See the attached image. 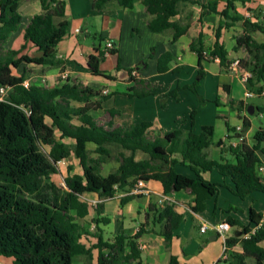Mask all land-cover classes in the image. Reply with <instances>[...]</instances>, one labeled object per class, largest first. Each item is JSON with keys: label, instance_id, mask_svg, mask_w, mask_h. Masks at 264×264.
<instances>
[{"label": "trees", "instance_id": "obj_1", "mask_svg": "<svg viewBox=\"0 0 264 264\" xmlns=\"http://www.w3.org/2000/svg\"><path fill=\"white\" fill-rule=\"evenodd\" d=\"M42 12L30 18L25 28V39L32 41L43 54L32 57L22 54L21 49H5L10 35L16 31L22 21L19 10L21 0H0V87L7 89L0 99V255L13 258L14 264H73L77 255L92 259V251L98 248V264H140L141 236L154 229L148 225L160 224L162 234L170 243L174 231L183 220V215L175 210V204L166 201L162 207L151 205L147 221L135 234L118 233L111 239H105L103 225L111 218L103 215L102 202L94 218L95 230L81 222L90 214V204L84 199L85 193H97L102 198H111L117 192H129L136 188L139 181L159 180L166 193L172 190L190 189L196 195L195 211L204 210L206 200L214 196L224 183L205 179L203 171L216 168L223 176H229L234 184L231 190L245 198L254 191H264V183L258 174L257 166L264 156V128L254 135L253 145L248 144L242 133H237L240 142L226 146L225 141L214 142L213 125H204L200 132L184 129L161 130L155 132L151 121L133 122L128 125H116L113 121L102 123L93 115V111L103 108L108 95L82 83L67 78L54 87L29 83L25 85L27 75H15L14 68L22 63L55 65L62 62L57 59V45L68 31V21L55 23L49 12L51 3H57L63 14L64 3L58 0H40ZM137 0H96L97 9L109 5L132 7ZM148 12L153 15L149 21L154 32L174 29L173 40H177L188 30L172 20L179 13L181 1L197 0H141ZM220 1L225 2L222 10ZM250 0H207L200 3L203 14L220 13L222 19L216 32L217 40L210 51L206 52L202 37L195 38L191 48L199 55L200 78L204 74L202 60L219 58L224 68H230L234 59L229 50L220 42L221 28H230L242 21L244 27L246 58L239 57V67L248 69L252 75L246 81V87L255 94L264 90V42H258L253 32L264 33V21H255L238 12V3L246 4ZM199 2V1H198ZM103 40V38L101 39ZM114 47L109 53H117ZM106 49L96 48L88 59L93 74L114 79L115 76L101 68L105 60ZM173 54L164 52L158 58L157 69L166 72L170 69ZM118 69H121L120 58ZM135 68L128 69L131 77ZM175 67L173 70H179ZM199 93L197 86L187 85ZM154 86L144 80L133 88V96L153 94ZM180 86L171 91L177 94ZM203 102L206 99L199 93ZM264 112V107L259 108ZM118 109H109L111 115ZM195 116V112L192 113ZM251 122L244 118L243 129ZM236 131V127L229 126ZM71 138L72 144L63 141ZM89 143L96 145L97 156H91ZM49 147V156L41 149ZM221 148V158L215 159L210 148ZM113 151L116 156H113ZM231 152L233 158H226ZM74 153L82 171L69 173L60 184L53 179L59 173L57 163ZM142 157L138 158V154ZM181 154V159L173 157ZM112 157L119 166L103 174L102 166ZM187 164L195 172L189 176L179 172L175 166ZM70 165L69 170H72ZM129 195V194H128ZM126 198H123V202ZM233 208V207H232ZM234 209H236L234 207ZM235 224L240 222L231 219ZM91 238L94 243L88 244ZM86 239V241L84 240ZM238 243L242 251L231 250ZM229 259L234 264H264V221L256 228L243 226L238 235L227 237ZM88 264V263H87ZM171 264H179L172 256Z\"/></svg>", "mask_w": 264, "mask_h": 264}, {"label": "crops", "instance_id": "obj_2", "mask_svg": "<svg viewBox=\"0 0 264 264\" xmlns=\"http://www.w3.org/2000/svg\"><path fill=\"white\" fill-rule=\"evenodd\" d=\"M58 1L64 3L63 14L59 12L57 3H51L49 12L53 15L55 23L63 21L69 23L67 34L56 47L57 59H61L62 62L51 66L22 63L19 68L13 69L15 75L25 73L26 81L46 87L58 86L67 78H71L76 83L89 85L99 90L102 94L108 95V98L103 103V108L92 113L98 119L107 113V123L113 121L116 125H128L133 122L151 121V128L155 132L184 129L186 132L192 130L197 133L204 125H213L214 142L223 140L226 146L237 144L240 139L236 135L242 133L248 144H254L255 141L250 142L249 137L254 136L258 129L264 127L258 128L256 124L254 125L248 108L252 105L253 114L264 117V112L259 109L264 107V90L261 94L253 93L248 96L249 90L241 79L240 70L222 67L219 58L202 60L204 74L201 77L203 81L199 91L206 99L205 105L200 104L197 96L186 87L190 85V82L181 78L185 70L189 69L196 74L200 69L199 55L191 48L192 41L199 36L202 37L208 52L217 40L216 32L222 15L220 13L203 14L200 3H205L207 0L179 3V13L172 20L178 21L181 25H188V30L177 40H173L174 29L172 28L164 32H154L150 29L149 21L153 15L148 12L141 0H137L132 7L109 5L105 9H97L96 0ZM224 6L225 2L220 1L218 9L222 10ZM237 9L245 17L264 21V0H250L246 4L238 3ZM19 10L22 21L18 29L10 35L4 47L18 50L25 46L20 55L40 57L43 51L32 41L26 40L24 34L30 18L42 12L41 1L21 0ZM220 32V42L229 50L230 58L238 59L248 56L244 46L245 32L242 21L230 28L223 27ZM252 36L258 42H264L263 32H253ZM89 37L99 38V40L103 38L104 43L98 44L96 41L87 40ZM108 40L114 41L118 52H107L101 68L114 75V79L95 75L88 66L89 56L96 52L97 47L106 49ZM166 51L173 54V61L169 70L159 72L158 58ZM119 58L121 69L117 68ZM109 61L110 68H107ZM213 64L216 65L215 70L212 69ZM175 67L181 70L176 72L173 70ZM130 68H135L132 71L133 77L128 72ZM209 74H214L215 80L219 78L217 80L219 84L217 83V88L214 89L219 96L216 100L219 108L208 102L215 96L205 93L202 89L205 84H208ZM141 79L154 86L153 94L147 96L130 94L133 93V88L139 85ZM262 85L264 87V81ZM179 86L181 88L177 94H171V91ZM208 89L211 90L212 87ZM113 108L119 111L115 115L109 113V109ZM193 112H195L194 117ZM232 118H239L241 123L233 124ZM244 118H248L251 122L246 130H242ZM229 126L236 127L237 130H230ZM63 141L70 144L75 142L71 138H65ZM262 146L264 147V143ZM210 154L213 158L220 159L221 148L213 145L210 148ZM224 155L228 159L234 157L230 151ZM141 156L139 153L138 158ZM173 157L181 159V154L176 153ZM175 168L183 174L195 176V172L187 164H177ZM202 176L212 182L224 183L214 196L206 200L204 210L193 209L196 204V195L190 189L172 190L166 193L161 181L151 179L145 181L144 188L148 190L145 193H137L132 189L129 192H117L111 198H102L97 193H85L83 197L88 199L91 209L90 214L81 219V222L89 226L91 231L95 230L94 218L98 216V212L97 205H93L92 201L96 200L99 203L102 202L103 215L111 218L108 225L113 226V228L108 226L110 227L108 235L105 227L107 225L102 226L105 239H111L118 233L135 234L147 221L151 205L162 207L165 202L159 203V199L162 195H167L168 201L175 204V210L183 215V220L174 231L170 243H167L165 237L159 233L160 224L148 225V228L154 231L144 233L139 239L140 264H171L172 256L178 259L179 264H230L222 256V237L212 229L203 233L200 227L205 222L217 223L228 220L232 224L227 232L228 236L238 235L243 226L256 229L264 221V191H254L247 197L241 198L231 190L234 186L231 178L223 176L216 168L203 171ZM123 198H126L124 202ZM231 219L239 221L240 225L235 224ZM234 226H238V229L231 234ZM94 242L95 239L91 238L87 243ZM233 249L242 251V245L238 243L231 250ZM92 254L91 260L85 255H77L73 264H98V248L93 249ZM0 264H14V261L12 257L0 255Z\"/></svg>", "mask_w": 264, "mask_h": 264}, {"label": "rangeland", "instance_id": "obj_3", "mask_svg": "<svg viewBox=\"0 0 264 264\" xmlns=\"http://www.w3.org/2000/svg\"><path fill=\"white\" fill-rule=\"evenodd\" d=\"M85 28V27H84ZM91 28V30H93L92 29V27H90ZM87 40H90V41H96L98 44H99V42H102V43H104V40H99V38H97V39H95V38H88ZM110 61L107 63V68H110ZM212 69L213 70H215L214 68L216 67V65L215 64H213L212 65ZM181 70V69H180ZM180 70H178V71H180ZM177 72V71H176ZM175 72V73H176ZM181 78H182V80H184V81H187V82H190L189 84H190V86L192 85V86H197V90H198V92L201 94V92L199 91L200 90V87H201V84H202V81H203V79L202 78H200V74H199V71H198V73H196V74H194L193 72H191V70H185V71H183L182 72V74H181ZM219 79V78H218ZM217 79V80H218ZM217 80H215L214 79V74L212 75V74H209L208 75V84H205L204 86H203V90H204V92L206 93H209L210 95H213V96H215V97H211V98H213V99H210V101H208L209 103H211V104H213L215 107H217V108H219L218 107V105H217V98L219 97L218 96V94L216 93L217 91H214V89L215 88H217L216 86H217ZM219 84V83H218ZM120 85H122V84H120ZM178 85V84H177ZM208 87H212V89L211 90H209L208 89ZM189 90H191L196 96H197V99H198V101H199V103L200 104H202V105H205L204 103L205 102H203L202 100H201V98L199 97V93H197V92H195L192 88H189V87H187ZM180 92V91H179ZM220 94V93H219ZM0 97H2V95L0 94ZM264 115V114H263ZM250 116L253 118V121H254V125L256 124L257 126H258V128H260V127H264V117H259V115L258 114H256V115H251L250 114ZM105 117V118H104ZM108 117V114L106 113V115L105 116H103V117H101L99 120H100V122H102V123H107V120L106 119H108L107 118ZM232 123L233 124H235V123H241V120L239 119V118H232ZM254 128V127H253ZM253 131V130H252ZM249 140H250V142H254L255 141V139H254V136L253 135H251V137H249ZM88 148H89V150H90V154H91V156H94V157H96L97 156V153L95 152V149H96V145L95 144H93V143H89L88 144ZM41 149L43 150V152L44 153H46L47 154V156L50 158V156H49V150H50V148L49 147H46V146H44V145H42V147H41ZM116 152L117 151H113V156H116ZM140 156H141V154H140ZM142 157V156H141ZM118 161H117V159L115 158V157H112L108 162H106V163H104L103 164V166H102V172L104 173V174H107L108 172H111V171H113V170H115L117 167H118ZM57 165H58V167H59V173L58 174H54L53 175V179L56 181V182H58V183H60V184H64V179H65V177L67 176V175H69V173H73V172H81L82 171V169H81V166H80V162H79V160L75 157V155H74V153L72 154V155H70L68 158H66V159H63V160H61V161H59L58 163H57ZM70 165L73 167L72 168V170L70 171L69 170V167H70ZM110 205V203L108 204V206ZM108 226H111L112 228H113V226L112 225H107V226H105L106 227V231H107V235L108 234H110V227H108ZM238 227V226H237ZM237 227H233L232 228V230H231V234H234L235 232H236V230L238 229Z\"/></svg>", "mask_w": 264, "mask_h": 264}, {"label": "built area", "instance_id": "obj_4", "mask_svg": "<svg viewBox=\"0 0 264 264\" xmlns=\"http://www.w3.org/2000/svg\"><path fill=\"white\" fill-rule=\"evenodd\" d=\"M115 47V43L113 40H108L106 42V50L107 52H109L110 49ZM231 69H236V70H240L241 72V79L243 80V82L246 83L247 79L252 75L251 71L248 69H242L239 67V59H234V61L232 62ZM25 85L28 86L29 82L25 81ZM7 89L4 86L0 87V94L2 95V97H0V99L4 98L6 95ZM248 96L253 95V92L249 91L247 92ZM257 171L258 174L260 175L263 183H264V156L261 159L260 163L257 166ZM145 182L144 181H139V183L137 184L136 188H134V191L137 193H145L148 192L147 189L144 188ZM85 199V198H84ZM88 201V199H86ZM169 198L167 195H162L159 199V203H164L166 201H168ZM99 203V201H92L93 205H97ZM232 224L230 221L228 220H224L221 222H217V223H213V222H205L201 225L200 230L201 232H207V230L212 229L215 230L223 239V258L227 259L229 257V246L227 244V237L228 234L227 232L230 230Z\"/></svg>", "mask_w": 264, "mask_h": 264}, {"label": "water", "instance_id": "obj_5", "mask_svg": "<svg viewBox=\"0 0 264 264\" xmlns=\"http://www.w3.org/2000/svg\"><path fill=\"white\" fill-rule=\"evenodd\" d=\"M248 111H249L250 114H253L254 113V108H253L252 105L248 108ZM237 263H238V258L236 257L234 264H237Z\"/></svg>", "mask_w": 264, "mask_h": 264}]
</instances>
